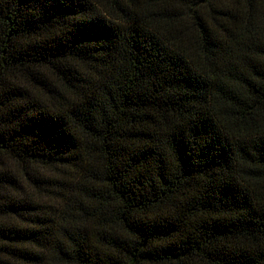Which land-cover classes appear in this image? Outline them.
<instances>
[{
    "label": "trees",
    "instance_id": "1",
    "mask_svg": "<svg viewBox=\"0 0 264 264\" xmlns=\"http://www.w3.org/2000/svg\"><path fill=\"white\" fill-rule=\"evenodd\" d=\"M0 264H264V0H0Z\"/></svg>",
    "mask_w": 264,
    "mask_h": 264
}]
</instances>
